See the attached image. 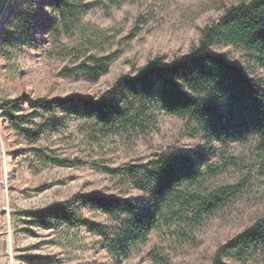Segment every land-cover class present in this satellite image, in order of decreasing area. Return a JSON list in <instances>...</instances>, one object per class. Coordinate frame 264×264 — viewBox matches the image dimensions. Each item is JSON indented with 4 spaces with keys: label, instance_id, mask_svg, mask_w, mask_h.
I'll list each match as a JSON object with an SVG mask.
<instances>
[{
    "label": "rangeland",
    "instance_id": "obj_1",
    "mask_svg": "<svg viewBox=\"0 0 264 264\" xmlns=\"http://www.w3.org/2000/svg\"><path fill=\"white\" fill-rule=\"evenodd\" d=\"M238 1L10 0L0 19V264H211L222 243L264 215V169L253 143L223 148L154 107L134 130L100 139L81 118L27 102L98 98L150 61L166 64L189 53L202 28ZM213 49L264 79V67L240 46ZM95 64L106 67L97 78L86 73ZM10 100L17 110L3 105ZM113 100L124 105L122 94ZM188 150L200 155L199 185L180 189L175 212L156 217L144 236L133 218L108 217L81 201L97 195L159 207L147 182L128 176L129 167ZM234 185L217 209L193 215V196ZM61 203L87 224L44 228L25 213Z\"/></svg>",
    "mask_w": 264,
    "mask_h": 264
},
{
    "label": "trees",
    "instance_id": "obj_2",
    "mask_svg": "<svg viewBox=\"0 0 264 264\" xmlns=\"http://www.w3.org/2000/svg\"><path fill=\"white\" fill-rule=\"evenodd\" d=\"M77 1V0H76ZM70 11L77 8L64 2ZM61 6V5H60ZM216 43L240 46L264 67V0H241L227 6L217 20L202 28L197 44L180 57L166 64L150 61L136 74L119 77L113 87L98 98L80 95L65 99L28 100L31 109L54 112L59 107L89 125L90 133L105 138L114 131L135 129L146 119L151 107L183 118L207 138L215 139L223 148L231 143H253L264 169V79L254 75L225 55L214 51ZM106 67L95 64L87 68L93 78ZM122 94L124 105L113 100ZM17 110L16 100L3 103ZM17 124L22 118L12 115ZM24 132L28 128L22 127ZM197 150L160 153L147 164L129 167L128 176L146 181L153 198L160 205L144 208L128 199L87 195L81 201L101 209L108 217H131L140 235L144 236L156 217H165L174 195L180 189L199 185L202 175ZM65 163L64 161H59ZM116 172L113 169H107ZM145 184V185H146ZM141 183L140 187H145ZM238 185L224 186L200 196L190 208L193 215L208 214L217 209ZM187 202V201H186ZM67 203L26 211L44 228L59 224L82 227L87 224L78 213H70ZM211 264H264V215L242 231L227 239L215 251Z\"/></svg>",
    "mask_w": 264,
    "mask_h": 264
},
{
    "label": "water",
    "instance_id": "obj_3",
    "mask_svg": "<svg viewBox=\"0 0 264 264\" xmlns=\"http://www.w3.org/2000/svg\"><path fill=\"white\" fill-rule=\"evenodd\" d=\"M10 0H0V19L4 15L8 5H9Z\"/></svg>",
    "mask_w": 264,
    "mask_h": 264
}]
</instances>
